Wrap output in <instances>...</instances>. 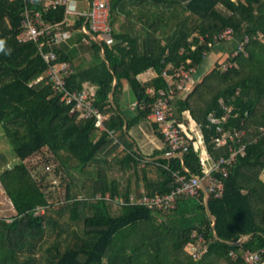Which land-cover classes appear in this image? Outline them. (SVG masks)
<instances>
[{
    "label": "trees",
    "instance_id": "obj_1",
    "mask_svg": "<svg viewBox=\"0 0 264 264\" xmlns=\"http://www.w3.org/2000/svg\"><path fill=\"white\" fill-rule=\"evenodd\" d=\"M26 5L42 9L43 0H0V133L13 149L0 155V184L15 210L0 219V264H245V250L264 261V41L256 36L264 35V0H110L107 37L84 34L85 20H65L66 7L50 8L44 22L69 31L42 48L55 53L51 61L37 41L20 39ZM228 27L238 40L249 36L246 53L234 54L231 42L209 48L200 41ZM223 44L188 91L176 89L171 106L187 131L200 128L203 141L194 137L182 156L168 157L162 129L149 118L156 98L149 89L168 91L164 71L194 66L197 74ZM60 61L74 67L65 77L70 90L94 88L117 142L61 100L48 75ZM223 61L236 65L222 70ZM148 70L156 74L143 81ZM125 86L137 103L132 119L120 106ZM136 120L152 121L163 148L149 155L136 148L129 135ZM223 136L227 143H217ZM241 146L225 163L227 174L215 171L220 195H182L164 209L114 201L166 194L175 187L172 172L203 174L201 155L214 163ZM194 232L207 247L200 259L189 252Z\"/></svg>",
    "mask_w": 264,
    "mask_h": 264
},
{
    "label": "built area",
    "instance_id": "obj_2",
    "mask_svg": "<svg viewBox=\"0 0 264 264\" xmlns=\"http://www.w3.org/2000/svg\"><path fill=\"white\" fill-rule=\"evenodd\" d=\"M81 1L85 3V8L79 6ZM31 2H34V0H28V3L31 4ZM59 6L66 7L65 20L80 18L85 20L80 28L84 34H99L101 37L110 35V0H43L42 9L26 5L24 7L25 16L22 22L23 33L20 39L37 41L41 48V53L47 61L55 59L56 55L55 53H46L42 49L46 43H59L69 36V31H63V23L53 26L46 24L42 19V11ZM256 36L264 41L263 32H258ZM200 41L206 43L209 48H214V46L221 41L234 43V54H237L239 51H245L246 53L245 45L249 42V36L245 34L243 40H238L234 35V30L228 27L213 36L209 34L200 36ZM206 52L203 54L204 57H208L209 52ZM234 65H236V63L223 61L220 67L222 70H226ZM174 70L175 73L163 72L169 84L168 91L164 88H160L157 91L153 88L149 89L151 94L156 95L149 118L158 123L162 129L164 139L169 148V151L166 153L168 157L182 156L190 149L194 137H197L198 144H201L203 141L200 128L196 125L193 126L190 131H187L185 123L177 119L175 111L171 107L176 100L175 98L180 95L179 93L175 94L176 89L181 92H186L199 79L196 74L197 69L194 66H190L189 68L182 66L180 69L175 68ZM73 71L74 67L66 61L51 64L48 75L53 88L61 92V100L71 105L72 111L77 112L79 117L92 119L99 131H108L110 136L115 137L116 130L107 127L109 115L103 113L94 103V88L89 85H84L81 89L70 90L66 86L65 77L69 76ZM135 105H137V103H135ZM224 119H226V116ZM218 120L219 119L212 117V121L216 122ZM194 127L196 128L195 131H193ZM242 134H246V131H242ZM114 141L117 142L118 139L115 137ZM216 142L225 144L227 143V138L226 136L216 138ZM243 148L244 147L241 146L238 150H232L228 158H222L214 163L208 162L207 157L201 155V162L204 166L203 174H191L187 169L186 173L177 171L172 172L175 187L166 194L155 195L154 197L144 194L139 198L132 195L129 200L123 197H115L114 201L119 204L140 203L149 208L164 209L174 207L178 196H198L201 191H204V193L211 191L215 192L216 195H220L223 188V181L216 176L215 171H221L223 174H227V166H225V163H231L233 159H235L236 154L243 151ZM45 169L49 170L50 165L46 166ZM54 182H57V179L54 180ZM97 197L103 196L98 194ZM106 197L109 196L107 195ZM45 212L46 205L37 207L34 214L41 215ZM193 236H197V240L189 247V252L194 259H200L207 250V247L201 234L194 232ZM238 242H240V240ZM230 255L234 258L238 256L235 251H231ZM242 257L245 264H264L259 251L245 250Z\"/></svg>",
    "mask_w": 264,
    "mask_h": 264
},
{
    "label": "rangeland",
    "instance_id": "obj_3",
    "mask_svg": "<svg viewBox=\"0 0 264 264\" xmlns=\"http://www.w3.org/2000/svg\"><path fill=\"white\" fill-rule=\"evenodd\" d=\"M225 47L226 44H223L214 49V53L209 56L207 62L203 63V65L198 68V77L203 75L204 72L208 71L210 66L214 63V59L216 58L219 50H223L225 49ZM80 55L82 58H85L84 54ZM87 57L89 58L88 54ZM133 100L134 97L129 86H125L120 106L123 114L128 119H132V117H134L136 114V111L134 110V105L132 103ZM195 130L196 128L194 127L193 131ZM1 135L2 134L0 133V155L6 154L8 155V157H11L13 153L12 146L8 139ZM129 135L135 141V144H137V146L140 148V151L145 155L153 153L154 149L162 148L164 144L163 141L155 133L153 123L150 120H136L134 124H132L129 128ZM53 176L54 175H52L51 177L53 178ZM14 214L15 210L12 204L10 203V200L7 197L3 187L0 184V218L10 219Z\"/></svg>",
    "mask_w": 264,
    "mask_h": 264
},
{
    "label": "crops",
    "instance_id": "obj_4",
    "mask_svg": "<svg viewBox=\"0 0 264 264\" xmlns=\"http://www.w3.org/2000/svg\"><path fill=\"white\" fill-rule=\"evenodd\" d=\"M84 4H85V3H84L83 1H81L80 4H79V6L84 8ZM155 74H156L155 71L148 70V71H146V72L141 73V74L139 75V77H140V79H142L143 81H146V80L151 79ZM85 85H88V84H85ZM135 101H136V100H133V102H132L133 105H134ZM161 140H162V139H161ZM163 143H164V141H163ZM163 146H164V144H163ZM163 146H162V148H163ZM136 148L140 151V148L137 146V144H136ZM159 149H161V148H159ZM155 150H156V149H154V151H155ZM154 151H153V152H154ZM140 152H141V151H140ZM150 154H152V153H150ZM147 155H149V154H147Z\"/></svg>",
    "mask_w": 264,
    "mask_h": 264
},
{
    "label": "clouds",
    "instance_id": "obj_5",
    "mask_svg": "<svg viewBox=\"0 0 264 264\" xmlns=\"http://www.w3.org/2000/svg\"><path fill=\"white\" fill-rule=\"evenodd\" d=\"M4 44H5V42L3 40H0V52L4 51ZM135 103H134V105H135Z\"/></svg>",
    "mask_w": 264,
    "mask_h": 264
},
{
    "label": "bare ground",
    "instance_id": "obj_6",
    "mask_svg": "<svg viewBox=\"0 0 264 264\" xmlns=\"http://www.w3.org/2000/svg\"><path fill=\"white\" fill-rule=\"evenodd\" d=\"M8 204V203H7Z\"/></svg>",
    "mask_w": 264,
    "mask_h": 264
}]
</instances>
